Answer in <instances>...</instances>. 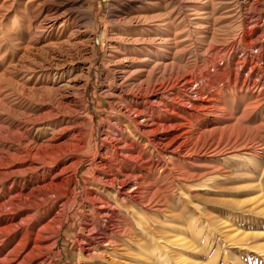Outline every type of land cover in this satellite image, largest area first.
<instances>
[{"label": "rangeland", "instance_id": "rangeland-1", "mask_svg": "<svg viewBox=\"0 0 264 264\" xmlns=\"http://www.w3.org/2000/svg\"><path fill=\"white\" fill-rule=\"evenodd\" d=\"M180 1L158 2V7L174 10L175 36L186 47L178 60L199 72L206 67L217 72L214 65L224 67L227 62L211 66L204 61L210 55L203 56L199 49L208 40L209 22L190 11L206 0ZM244 1L249 7L258 0ZM88 2L94 7L89 45L82 36L75 40L77 50L33 60L23 58L8 39L0 41V264H117L142 259L147 264H264V60L259 62L261 70L248 71L245 64L237 81L219 83L223 111L218 115L212 110L213 117L206 118L209 131L204 132V118L194 119L198 133L189 154L173 159L165 173L157 168L147 177L149 190L132 209L121 206L105 244L90 241L97 231L91 228V196L108 198L94 181L107 121L114 115L103 92L108 77L121 75L114 67L128 62L106 63L109 43L115 42L109 40L113 1ZM217 3L219 35H236L239 18L230 13L232 2ZM84 29L80 34L85 35ZM239 47L234 58L243 60L244 48ZM258 51L254 48L252 54ZM246 76L261 83L240 88ZM201 83L192 84L193 97ZM81 99L93 125L91 153L76 132L86 115ZM61 170L65 174L58 175ZM62 178V195L58 187H45ZM28 231L38 235L29 241L44 248L30 262L26 255L31 245L19 255L14 252Z\"/></svg>", "mask_w": 264, "mask_h": 264}, {"label": "bare ground", "instance_id": "bare-ground-1", "mask_svg": "<svg viewBox=\"0 0 264 264\" xmlns=\"http://www.w3.org/2000/svg\"><path fill=\"white\" fill-rule=\"evenodd\" d=\"M111 1L116 11H112L110 17L109 40L115 42L109 43V56L105 61L128 63L114 67L121 75L118 79L116 76L108 77L103 92L114 115L107 121L103 152L94 169L95 183L109 198L91 196L95 220L91 228L97 231L90 241L96 246L106 243V236L112 232L121 206L126 210L132 209V204L147 193L150 187L147 177L154 170L159 168V174H163L173 159L189 154L190 142L198 133L193 128L194 119L204 118V132L209 131L207 119L213 117L210 114L212 110L218 115L223 111L218 99L221 93L219 83L232 78L234 82L237 81L240 69L245 64L250 68L248 71L259 70V62L264 60V0L249 4V7L244 0H220L231 1L233 10L230 13L239 18V33L231 37H221L215 28L217 19L214 11L219 0H206L199 9L194 7L190 10L191 16L202 17L209 22L208 40L199 49L203 56L210 55V61H204L211 62V66L212 62H227L224 67L213 64L217 71L215 73L207 71V67L199 72L194 66L189 67L178 60V54H182L186 47L175 36L174 10L166 6L158 7L159 1L167 0ZM178 5L181 6V1ZM92 6L88 0H0V41L8 39L21 50L23 58L33 60H39V57L49 59L56 51L77 50L80 45L76 39L83 36L86 37V45L91 43ZM178 10L176 17L180 18L181 11ZM80 28L86 29L85 35L80 34ZM212 42L217 45L214 46ZM239 45L244 48L243 60L234 58L240 52ZM156 47L158 49L155 50ZM254 48L260 50L256 55L252 54ZM27 66L30 67V64ZM28 70L32 71L30 68ZM198 80L202 83L195 89L196 96L193 97L191 92L194 89L191 86ZM250 82L257 85L260 79L252 80L246 76L241 79L240 88L247 87ZM82 90L83 84L79 87L78 95L81 96ZM169 90H174V93L169 94ZM82 103L84 105V99ZM83 107L86 115L76 132L91 153L93 125L86 106ZM65 172L61 170L57 174L63 175ZM63 184L62 178L59 184L54 185L50 181L45 187H58L62 195ZM33 235L38 239V235L26 232L14 249L19 255L29 247L28 244L31 245L26 255L27 262L43 254L44 248H39L37 241H29ZM98 255L101 256V253ZM180 260L179 257L178 262ZM119 261L117 264H147L143 259L137 263Z\"/></svg>", "mask_w": 264, "mask_h": 264}]
</instances>
